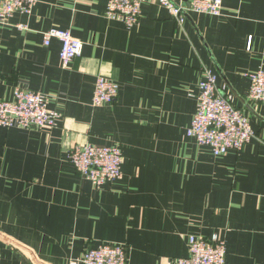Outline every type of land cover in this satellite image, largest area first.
Returning a JSON list of instances; mask_svg holds the SVG:
<instances>
[{
    "label": "crops",
    "instance_id": "crops-1",
    "mask_svg": "<svg viewBox=\"0 0 264 264\" xmlns=\"http://www.w3.org/2000/svg\"><path fill=\"white\" fill-rule=\"evenodd\" d=\"M107 3L38 0L0 22V99L39 91L59 115L0 126V264H70L103 242L124 245L128 264H169L188 257L191 235L224 239L227 264H264V104L247 98L248 73L264 70V0L180 23L143 0L132 26L108 19ZM51 28L82 42L67 68L60 41L43 44ZM206 68L249 117L238 151L215 156L186 134ZM97 76L118 84L113 102L93 105ZM83 143L118 147L121 177H83L67 159Z\"/></svg>",
    "mask_w": 264,
    "mask_h": 264
},
{
    "label": "built area",
    "instance_id": "built-area-1",
    "mask_svg": "<svg viewBox=\"0 0 264 264\" xmlns=\"http://www.w3.org/2000/svg\"><path fill=\"white\" fill-rule=\"evenodd\" d=\"M38 0H1L0 22L5 23L14 13L29 14ZM159 0L171 17L180 23L187 11L219 15L223 0ZM143 0H108L106 17L119 19L126 25H134L141 13ZM24 29L23 25H18ZM60 41L59 59L67 68L79 55L82 42L68 30L51 28L43 32V44L50 39ZM247 98L253 105L264 104V70L248 73ZM197 93V109L186 134L199 145L207 146L213 155L219 156L228 150H240L253 136L248 115L236 105L233 94L220 92L216 75L208 68L202 70ZM118 94V84L103 76H97L92 103L94 106L113 102ZM48 97L20 86L14 88L12 99H0V126L3 127H54L59 117L48 107ZM67 159L75 169L95 186L118 179L122 175L121 152L116 146L76 144L68 150ZM169 264H227L225 241L216 235L205 240L191 235L189 255L169 260ZM70 264H128L125 246L103 242L86 249Z\"/></svg>",
    "mask_w": 264,
    "mask_h": 264
}]
</instances>
